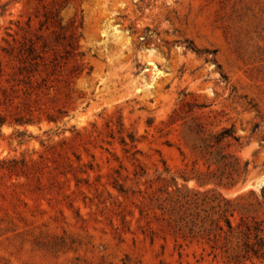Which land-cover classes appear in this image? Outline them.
<instances>
[{"label":"rangeland","instance_id":"1","mask_svg":"<svg viewBox=\"0 0 264 264\" xmlns=\"http://www.w3.org/2000/svg\"><path fill=\"white\" fill-rule=\"evenodd\" d=\"M4 6L0 46L16 29L11 21L34 19L37 0ZM76 15L84 60L60 69L49 90L24 94L17 64L1 58L0 87L18 92L0 111L8 122L41 123L0 132V264H225L206 241L141 220L140 202L110 183L120 165L133 178L138 163L151 177L163 161L172 175L188 176L204 167L184 122L202 123L207 134L233 127L241 142L230 151L251 174L223 193L253 191L264 204V0H69L64 24ZM75 69L81 75H70ZM128 134L139 140L138 162L121 144ZM14 160L26 175L10 174ZM70 166L80 183L60 174Z\"/></svg>","mask_w":264,"mask_h":264},{"label":"trees","instance_id":"2","mask_svg":"<svg viewBox=\"0 0 264 264\" xmlns=\"http://www.w3.org/2000/svg\"><path fill=\"white\" fill-rule=\"evenodd\" d=\"M68 5L69 0H37L34 14L37 26L34 25L33 17L26 21H11L10 25L16 29L8 28L7 38H3L5 46H0V76L4 73L1 58L15 62L19 77L17 86L24 85L23 92L28 96L44 89L49 90V81L60 69L71 62L84 60L80 45L84 20L76 15L68 24H64L61 13ZM58 49H62L63 53ZM78 66L82 67L83 63ZM70 75L77 77L81 72L71 70ZM11 91L10 94L0 87V106L13 104V95L18 91L15 86ZM47 119L53 123L59 121V118L51 116ZM178 121L170 118V125ZM40 123L41 120L35 122L25 118L8 122L6 115L0 111V132L5 125L25 127ZM183 127L198 137L199 143L194 151L204 168H197L190 175L179 177L172 175L163 161L164 171L157 169L151 177L149 171L138 163L131 178L130 175H123L122 171L127 170L120 165V169L114 171L111 187L120 197L140 202L139 205L133 204L139 208L141 220H155L162 224L163 230L185 240L206 241L212 250L221 253L225 264L264 263V204L259 202L253 191L235 198H228L223 193V190L233 191L244 186L251 174L250 163H243L238 155L230 151L234 145L240 144L241 139L236 136L233 127L211 134L206 133L202 123L188 125L184 122ZM127 137L130 142L126 137L120 138L124 152L132 153L133 161L138 162L136 155L140 152L133 150L137 149L139 140L134 134H128ZM66 142L65 139L62 144ZM11 163V175H26L19 168L20 162L14 160ZM22 165L26 166V163ZM60 174L65 177L72 174L78 183L81 182L74 167L70 166ZM128 181H132L133 186L127 187ZM191 181L196 183L195 188L189 187ZM253 199L255 203L251 201ZM117 202L121 207L122 203ZM122 220L127 224L125 216Z\"/></svg>","mask_w":264,"mask_h":264}]
</instances>
